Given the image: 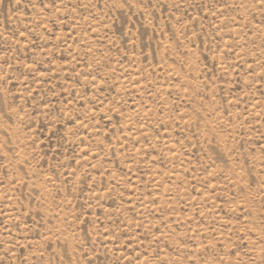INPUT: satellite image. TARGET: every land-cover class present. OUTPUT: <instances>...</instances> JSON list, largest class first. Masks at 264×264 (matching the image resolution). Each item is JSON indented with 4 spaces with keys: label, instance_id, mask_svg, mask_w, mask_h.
I'll use <instances>...</instances> for the list:
<instances>
[{
    "label": "rangeland",
    "instance_id": "374dc122",
    "mask_svg": "<svg viewBox=\"0 0 264 264\" xmlns=\"http://www.w3.org/2000/svg\"><path fill=\"white\" fill-rule=\"evenodd\" d=\"M0 264H264V0H0Z\"/></svg>",
    "mask_w": 264,
    "mask_h": 264
}]
</instances>
